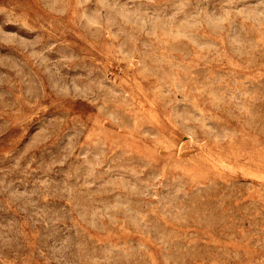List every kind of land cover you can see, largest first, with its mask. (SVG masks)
Here are the masks:
<instances>
[{"label":"clouds","instance_id":"9594fccd","mask_svg":"<svg viewBox=\"0 0 264 264\" xmlns=\"http://www.w3.org/2000/svg\"><path fill=\"white\" fill-rule=\"evenodd\" d=\"M55 4L59 16L35 0L34 20L9 33L0 25L12 37L0 42V67L23 86L17 104L39 114L26 145L38 137L52 156L33 169L32 190L8 185L27 228L0 232V264H120L130 259L120 233L143 240L137 254L152 264L147 245L164 264H264V229L223 255L176 246L168 231L185 223L190 193L211 212L224 191L264 182V84L213 68L250 63L264 46V0Z\"/></svg>","mask_w":264,"mask_h":264},{"label":"rangeland","instance_id":"374dc122","mask_svg":"<svg viewBox=\"0 0 264 264\" xmlns=\"http://www.w3.org/2000/svg\"><path fill=\"white\" fill-rule=\"evenodd\" d=\"M53 9L52 15H60L61 9L55 4V0H49ZM35 0H0V25H3L6 33L18 30L17 25L23 27L26 21L35 19ZM71 24V22L69 21ZM12 37L5 36L0 33V42L8 43ZM252 39H255L253 34ZM0 51H7L0 49ZM250 59V63L243 66L233 68L228 61L223 64L217 63L213 68L217 71H232L245 77H250L251 82L264 84V46H260L257 53H254ZM2 87L5 93L0 102V232L5 228H11L10 222H21L22 229L27 228L23 219V213L17 211L14 198L17 194L12 193V188L8 189L9 184L19 186L21 189L27 187L32 190L34 185L31 183V176L43 172L52 156L50 152H46L43 141L38 137H34L33 141L26 145L24 137L26 125L32 119L38 117V113L33 112L27 104L22 106L17 104L18 97L24 91L23 86L19 83L16 73L10 68L0 67V79L8 81ZM31 165V167H29ZM264 183L259 179H253L249 187L244 190L228 189L214 199L215 211H207L200 196L196 193H190L183 202V207L187 211L182 212L179 219L185 223L173 224L168 231L174 232L180 239L174 241L179 247H184L191 243V249H195L198 255H203L205 251L211 252L212 255H223L224 251H234L237 242L243 239L246 233H255L264 229V189L261 184ZM8 189V190H7ZM10 216L11 219L5 218ZM155 229L152 232L155 238L160 229L153 225ZM38 228L28 230L29 238L35 236ZM120 244H126L130 251V259L121 261L120 264H152L143 253L137 254L140 243L144 241L133 235H124L120 233ZM167 235V232L164 233ZM21 238V242H22ZM39 240V237H37ZM112 242H117L113 240ZM156 258V264H164V253L158 249L147 245ZM107 244L89 246V253L95 251L96 255H100ZM169 264H175L169 261ZM185 264H193L192 260H186ZM195 264H200L199 260ZM206 264H212V261H206Z\"/></svg>","mask_w":264,"mask_h":264}]
</instances>
